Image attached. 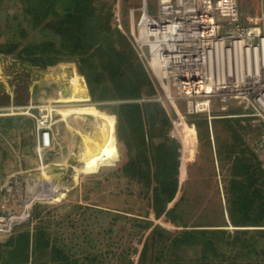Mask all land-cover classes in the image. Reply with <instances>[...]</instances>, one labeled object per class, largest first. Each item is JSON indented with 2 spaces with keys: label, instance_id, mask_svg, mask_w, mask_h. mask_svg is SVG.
Listing matches in <instances>:
<instances>
[{
  "label": "trees",
  "instance_id": "obj_1",
  "mask_svg": "<svg viewBox=\"0 0 264 264\" xmlns=\"http://www.w3.org/2000/svg\"><path fill=\"white\" fill-rule=\"evenodd\" d=\"M21 2L26 28L12 25L14 34L0 45V53H18L20 57L38 61L36 64L43 73L58 63L75 62L95 101L136 100L141 85H152L146 69L138 64L134 49H129L130 54L128 49L114 46L111 39L114 37L127 47L129 43L114 28L112 16L100 0ZM27 29L37 30L36 36L35 32L30 36ZM62 79L57 82L62 84L65 95L77 100L68 76ZM107 92L114 97L107 96ZM128 92L138 96L128 98L125 96ZM114 108L119 125L132 128L133 134L132 141L126 144L128 150L123 151L129 158H117L116 162L122 166L112 174L118 180L128 181V196L133 197L134 203L135 195L145 201V209L138 207L142 211L137 215L136 210L129 213L121 207L37 205L33 220L17 227L18 234L0 245V264H264V168L243 143L242 132L247 127L241 120L222 121L233 143L222 144L226 152L218 151L231 163L224 198L229 223L190 226L183 217V203L169 208L180 192L181 183L179 145L168 138L171 121L166 112L158 103L150 111L134 103ZM94 120L93 127L97 130V109ZM146 125L157 127L163 141L153 144ZM203 125L209 131L206 119ZM207 138L211 143L210 134ZM225 212L221 215L223 221ZM152 214L157 220L164 216L183 230L172 232L156 225ZM34 220L36 224L32 225ZM229 224L239 230H225ZM136 243L142 246L141 250Z\"/></svg>",
  "mask_w": 264,
  "mask_h": 264
},
{
  "label": "rangeland",
  "instance_id": "obj_2",
  "mask_svg": "<svg viewBox=\"0 0 264 264\" xmlns=\"http://www.w3.org/2000/svg\"><path fill=\"white\" fill-rule=\"evenodd\" d=\"M140 1L141 0H121L119 3L118 0H100V2L105 4V11L111 14V23L114 28L121 32L130 44H128L127 47L114 37L111 38L113 39L112 42L114 46L117 48L121 47L123 50H131L132 47L137 55L138 64L144 66L152 84L150 86L141 85V93L136 100L95 101L91 96L86 77L81 75L75 62L69 63L71 66H67V68H75V71L71 70V74H68L65 69L60 70V68H58L60 67L58 63L56 64L57 67H48L53 69L48 71L45 70L47 75H44L45 73H43L44 70L41 69L42 67L36 64L38 61L34 62L24 56L20 57L18 53H0V80H11L12 84L15 83V80H23L28 84L31 92H33L35 87H41L45 90L46 95L53 93V96H48L44 104H39V106L36 107V109H38L37 113L27 110L24 111L27 116H30L36 124L35 118L39 115L41 107H47V112H45V114H49L55 122L52 130L50 129L51 138H53L51 143L52 146L47 149H41L42 154H40L38 148H41L42 145L38 137L36 157L34 158H43L42 163L40 159L38 160V164H44L42 168L38 167L37 170L34 168L31 173L28 172L22 175L15 174L13 178H8L6 176L7 172L8 170L11 171L14 169L12 168L14 164H10L8 158H0V169H2L1 177L5 179L2 184H0V212H12L16 210L23 213L22 217H17L20 219H16V221L12 216H9V224L12 221H15V223L12 227H7L5 232L3 231L4 233L0 232V245L6 243L12 235L15 236V234L20 231L19 229L15 230L17 227L28 224L33 220L32 213L34 207L37 205L50 207L81 205L96 208L99 206L101 209L121 207L124 208L122 209L123 211L132 213L135 212L133 210H136L138 213H136L137 215L141 214L142 210L138 209V207L145 209V201H142L135 195L134 203L133 200H131L133 197L131 198L127 193L129 186L128 181L126 179L118 180L112 174L114 170H117L116 168L122 166L120 163H117V158H121V160L129 158L128 153L123 151H125V149L128 150L126 144L132 141L131 136L133 134L131 131L132 128H125L118 123V117L115 115L117 111L114 107L120 104H140L144 106V109L150 111L153 104L158 103L161 105L164 112H166L167 117L171 121V126L168 130V138L179 145V180L181 183L180 192H178L169 208H173V206L179 202L183 203L182 205L185 207L183 217L190 226H207L213 223L220 226L225 225V222L229 223V221H226V209H224L226 208V202L224 198L225 186L228 184V181H225V179L227 180V178H230L228 168H230L231 165L229 166V164L231 163L227 162L224 155H218V151L226 152V149L221 147L222 144L224 145L228 142L232 144L233 140L230 135L225 132L226 126L223 125V120H241L242 124L247 127L246 130L242 132L243 143L254 152L264 168V112L261 111L259 113L255 109H248L247 106H245L247 100H243L242 98L233 99L227 97V101L224 102L221 95L224 92L217 93L216 91L215 94L214 89L212 93L214 97L212 98H207L205 96L200 99L188 97L180 88V79L175 73V69H180L179 67L169 68V70L167 67L164 70L165 74H167L164 75L163 82H167L166 76L170 79L171 97L168 96L157 78L158 75L151 68L149 50L136 49L133 45L134 39L131 30L130 14L133 8L140 5ZM150 2L152 12L155 13L156 1L150 0ZM22 5L21 0H1L0 45L5 44L7 39L14 34L12 25L20 24L21 27L26 28V21H24L22 15ZM240 10L242 23L247 25L248 18H258L259 24L256 26L260 27V31L264 34V0H240ZM16 16H18V18H15ZM138 16L139 14L136 13V19ZM36 31L29 30L30 36H32L34 32L36 36ZM16 37H19V34H16ZM31 40L32 38H27V41ZM262 55V53L259 54L260 60H263ZM244 57L245 60L246 55ZM251 58L252 60L255 59L253 55ZM237 59H239V56ZM227 62L228 60L226 59L224 64L228 72L230 68ZM237 62L239 63V61ZM230 67L233 75H235V57L233 54L231 55ZM32 68H37L39 70L35 72L31 70ZM202 68L209 71V66L203 65ZM262 68V72L259 68L258 71L261 76H264V66H262ZM244 69L245 72H247V66L245 64ZM66 76H68L69 83H72L69 84V86H74V96L78 98V100H70L65 95L62 84L57 82L63 80L62 78ZM262 82L264 83V77L262 78ZM8 85L10 86L11 84ZM9 86L8 88L10 89ZM258 87L254 89V92H258L257 90L260 89ZM106 95L114 97L110 92H107ZM125 96L134 98L137 97L138 94L135 92H128ZM199 103H208L209 105L207 107L205 106V108L200 111L198 109ZM95 108L97 109L98 115L97 130L100 131L99 134H97V130L93 127L95 121L94 114L96 113ZM12 111L15 112V110H10L9 112ZM253 114H255V116ZM205 119L209 123V131L206 126L203 125ZM113 123L116 155L115 160L106 163L104 162L106 157H99L101 146H99L100 138L98 135L101 136V134L103 135L106 131L110 132V130H113ZM201 123L202 125L199 131V124ZM62 126L73 129L76 132L75 143L73 149L70 151H65V149L62 148L64 145L63 141L65 140V135L61 130ZM156 126L160 128V124ZM157 127L146 125V133L147 135L149 133L153 136L151 140H153L152 143L156 145L163 141L161 139L163 136L162 132L156 131L158 129ZM185 129L194 134V140L188 137V133L185 132ZM207 134L211 136V143L207 138ZM55 138H58L59 143L61 142L60 148L55 146ZM137 139L139 141V136ZM68 141L70 142L71 140L68 138ZM3 149L5 148L0 147V151H3ZM218 158H221V160ZM14 159L15 158H10V160ZM184 160H187V162ZM29 162L30 158H27L26 164L24 163V165L29 164ZM34 175L35 177H33ZM6 181H8V184H5ZM133 185L135 186L136 184ZM34 190L35 192L32 194ZM31 197L33 201L30 200ZM182 198H184L183 201H180ZM24 210L25 212H23ZM222 211L225 212L224 221L221 216ZM24 217H26V219ZM151 219L156 225L159 224L172 232L183 230L182 227L176 226L164 216L157 220L152 214ZM35 224L36 221L34 220L32 225ZM224 229L230 232L239 230L238 228L232 227L230 224ZM248 229L252 230L254 228ZM136 246L141 250L142 246L137 243ZM4 248L6 249L8 247ZM7 261H10L9 257H7Z\"/></svg>",
  "mask_w": 264,
  "mask_h": 264
},
{
  "label": "built area",
  "instance_id": "obj_3",
  "mask_svg": "<svg viewBox=\"0 0 264 264\" xmlns=\"http://www.w3.org/2000/svg\"><path fill=\"white\" fill-rule=\"evenodd\" d=\"M120 1L118 0L119 3ZM155 1V13L152 12L150 0H141L140 5L131 10L130 21L134 47L150 52L154 44H158L163 50L174 46V48H181L185 51V55L191 48L210 49L213 52L211 58L214 55L216 65L220 60L225 68L224 62L228 60L230 69L226 71V74L223 73L222 78L219 73L214 77L213 73L202 68L203 65L212 67L214 64L212 60L209 64L198 60L194 64L190 63V66H187L189 63H186L187 58H180L182 66L171 60L167 66L168 70L169 68H180L175 69L180 84L187 79L188 75L196 73L202 86L198 95L202 98L203 96L214 97L213 92L206 94L203 90L204 84L212 78L215 94L216 91L217 93L225 92L221 94L224 102L227 101V97L242 98L247 100L248 109H255L259 113L262 109L264 110V83L256 68L260 64L264 66V34L260 31L261 28L256 26L259 24V19L248 18V24H243L240 0ZM136 13L139 14L137 19ZM239 52L240 56L237 59ZM260 53L263 54V60H260ZM218 54L221 55L219 60ZM232 54L235 57V75L230 67ZM252 55L255 58L253 60ZM244 64L247 66V72H245ZM257 87L260 89L254 92L253 90ZM45 112L47 109L41 108L39 115L35 118L42 150L51 146L53 138H51L50 129L55 123L52 117ZM39 123L42 126H39ZM42 160L43 158H40L41 163Z\"/></svg>",
  "mask_w": 264,
  "mask_h": 264
},
{
  "label": "crops",
  "instance_id": "obj_4",
  "mask_svg": "<svg viewBox=\"0 0 264 264\" xmlns=\"http://www.w3.org/2000/svg\"><path fill=\"white\" fill-rule=\"evenodd\" d=\"M59 65L60 67L58 68H60V70L65 69L68 74H71V70L75 71L74 67L67 68V66H71L69 63L63 62ZM11 82V80H0V147L5 148L3 151H0V158H8V162L14 164V167H12L14 169L11 171L8 170L7 172L6 176L8 178H13V176L18 173L20 175L28 172L31 173L34 168H36V170L38 169V159L34 158L36 157V148L38 144L35 121L30 116H27L26 113L17 110H19V108L25 109L27 106L32 107L27 111L37 113L38 109H36V107H38L39 104H44L48 96H53V93L46 95L45 90L41 87H35L33 92H31L28 84L23 80H15L14 84ZM8 84L11 85L9 86ZM10 110H15V112H9ZM114 123L112 124L113 130H110V132L106 131L103 135L101 134V136L98 135L100 138H98L99 146H101L99 157H106L104 160L106 163L115 160ZM99 132L100 131L97 130V134H99ZM54 141L55 146L60 148L61 142L59 143L58 138H55ZM10 158L15 159L10 160ZM27 158H30V162L24 165V163L26 164ZM1 170L2 169H0V184L5 180L1 177ZM8 181H6L5 184H8Z\"/></svg>",
  "mask_w": 264,
  "mask_h": 264
},
{
  "label": "bare ground",
  "instance_id": "obj_5",
  "mask_svg": "<svg viewBox=\"0 0 264 264\" xmlns=\"http://www.w3.org/2000/svg\"><path fill=\"white\" fill-rule=\"evenodd\" d=\"M133 12V11H132ZM133 15V13H132ZM264 28V27H263ZM203 50V49H202ZM202 50H199V49H196V48H191V49H188V52H187V55H185V51H183L181 48H170L168 50H163L161 49L158 44H154L151 48V51H150V65H151V68L152 70H154V72L158 75L157 78L159 79L160 83L162 84L164 90L166 91V93L168 94V96L171 97V92H170V85H169V80L168 77L166 76V80L167 82L164 83L163 82V77L165 74L164 70L167 68V66L169 65V61H174L175 64L182 66V61H180V58H187V61L186 63L187 66H190V63L194 64V62L200 60V61H206V63L209 64V62H212L214 63V65L212 67L209 68V71L211 72V74L213 73L214 77L216 76L217 73H219L220 77L222 78L223 77V73H227L226 71V65L225 66V70L223 71L224 67L222 65V62H218V65H216V59L214 58V55L212 56L211 58V53H213L210 49L206 50L204 49L203 51ZM219 57H218V60L221 59L220 58V54H218ZM238 56H240V52L238 53ZM245 58V57H244ZM220 61V60H219ZM228 64V62H227ZM262 64H260L259 66H257L260 71L262 72L263 71V68H262ZM233 67V66H232ZM257 68V69H258ZM171 69V68H170ZM235 70V69H234ZM164 73V74H163ZM246 75V73H245ZM171 76V75H170ZM261 76V74H260ZM264 76H261V78H263ZM198 80V81H197ZM180 81V80H179ZM201 84V81H199V79H197V75L196 73H193L192 75H188L187 79L183 82H181L180 84V88L186 93V95H188V97L190 98H196V99H200L202 98L201 95H198L200 94V90L202 89V86L200 85ZM213 89H214V81L212 78H210L206 84H204V87H203V90L206 94H210L213 92ZM254 91V90H253ZM258 91V90H257ZM222 92V91H221ZM231 92V91H230ZM225 93V92H224ZM218 97V96H217ZM221 97V96H220ZM212 98V97H211ZM230 98V97H229ZM194 100V99H193ZM212 100V99H211ZM229 101V100H228ZM240 101V100H239ZM223 103V102H222ZM209 104L208 103H203V104H198V109L200 111L203 110V108H205V106L207 107ZM246 106V105H245ZM21 107V106H20ZM225 107V106H224ZM32 107H27L25 109H22V108H19V110L17 111H22L23 113H25L24 111L26 110H30ZM42 108V107H41ZM47 108V107H46ZM228 108V107H227ZM227 110V109H226ZM225 110V111H226ZM6 111V110H5ZM224 111V112H225ZM204 112V111H203ZM261 112V111H260ZM263 112V110H262ZM18 115V114H17ZM263 115V114H262ZM232 118V117H231ZM39 126H42L40 123H39ZM62 129V132L63 134L65 135L64 136V145L62 146L63 149H65V151H70L73 149V146H74V143H75V135H76V132L75 130L73 129H70V128H66V127H61ZM52 130V128H51ZM54 131V129H53ZM185 132L188 133V137L193 139L194 140V134L190 131H187V129H185ZM38 134V132H37ZM68 138L71 140L70 142L68 141ZM52 146V145H51ZM39 148V152L40 154L41 153V148ZM38 160L40 158H37ZM185 162H187V160H184ZM44 164H38V167H43ZM182 171V169H181ZM22 173V172H21ZM19 174V173H18ZM28 177V176H27ZM35 177V175L33 176ZM24 178V177H23ZM30 179V178H29ZM28 179V180H29ZM19 180V179H18ZM26 180V179H25ZM21 183V182H20ZM24 183V182H23ZM15 187V186H14ZM22 188V187H21ZM35 189V188H34ZM23 190V189H22ZM35 190L33 191L32 194H34ZM22 194V193H21ZM31 194V195H32ZM20 196V195H18ZM28 197V196H27ZM33 197V196H32ZM32 197L30 198L31 201L32 200ZM20 198V197H19ZM28 199V198H27ZM26 200V199H25ZM20 201V200H19ZM23 201V200H22ZM18 202V201H17ZM16 204V202H15ZM21 204V203H20ZM30 204V203H29ZM26 205V204H25ZM24 205V206H25ZM27 207V206H26ZM25 208V207H24ZM9 209V208H8ZM19 212V211H18ZM28 213V212H27ZM26 219V217H24ZM15 221L16 219H20V218H14ZM23 219V218H21ZM24 220V219H23ZM12 221V220H11ZM15 221H12L9 225H0V232L4 233L5 230L7 229V227H12L14 225L13 222ZM5 228V229H3ZM4 231V232H3ZM7 232V231H6Z\"/></svg>",
  "mask_w": 264,
  "mask_h": 264
},
{
  "label": "water",
  "instance_id": "obj_6",
  "mask_svg": "<svg viewBox=\"0 0 264 264\" xmlns=\"http://www.w3.org/2000/svg\"><path fill=\"white\" fill-rule=\"evenodd\" d=\"M26 209V208H25ZM28 209V207H27ZM25 212V210L23 211ZM23 213H20L16 210H13L12 212L9 211H5V212H0V225L5 224V225H9V216H12L13 218H17V217H22ZM15 223V222H13Z\"/></svg>",
  "mask_w": 264,
  "mask_h": 264
}]
</instances>
